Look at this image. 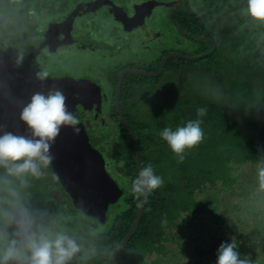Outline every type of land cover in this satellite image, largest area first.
Instances as JSON below:
<instances>
[{
    "label": "trees",
    "instance_id": "1",
    "mask_svg": "<svg viewBox=\"0 0 264 264\" xmlns=\"http://www.w3.org/2000/svg\"><path fill=\"white\" fill-rule=\"evenodd\" d=\"M13 1L19 8H9ZM31 1L8 0L5 12L20 24L25 21L21 7ZM44 1L60 6L59 10L66 4L65 0ZM185 1L188 0L174 7L171 14L175 22L170 23L177 33L193 42L188 43L193 51L185 49L183 55L203 56L214 46L215 49L195 59L172 55L161 75H130L123 83L120 106L135 135L140 165L151 164L164 183L147 193L139 226L111 264H161L159 254L166 256L169 251L165 241L174 242L178 248L188 245L196 237L186 240L182 232L174 231L180 230L183 215L197 218L208 213L215 215L216 211L212 196L198 199L196 192H203L207 184L218 181L222 189L230 188L237 180L231 173L233 164L257 163L264 156V21L248 15L247 0H193L198 4L190 11L184 8ZM19 36L23 39L22 34ZM36 47L33 44L28 54L36 55ZM168 50L161 49L160 59ZM160 59L153 69L159 68ZM199 107L206 109L200 117L203 138L179 161L159 132L165 126L174 128L196 119ZM110 111L109 118L117 123V142L112 138V145L107 144L106 149L92 139L105 159L113 161L114 167L107 169L112 168L113 179L124 190L109 205L77 207L50 163L39 177H25V187L7 177L18 188L25 207L36 216L37 225L67 233L83 244L81 252L68 264H104L133 226L140 207L142 196L134 197L128 191L139 171L130 132L115 105ZM122 154V172L117 176L114 168ZM3 176L0 169V177ZM6 187L0 180V198L7 196ZM55 193H61L62 198H55ZM6 206L0 199V207ZM193 225L202 229L206 224ZM7 231L11 235L13 228L9 226ZM213 250V245L195 248L200 259L194 264L208 260L207 254Z\"/></svg>",
    "mask_w": 264,
    "mask_h": 264
},
{
    "label": "rangeland",
    "instance_id": "2",
    "mask_svg": "<svg viewBox=\"0 0 264 264\" xmlns=\"http://www.w3.org/2000/svg\"><path fill=\"white\" fill-rule=\"evenodd\" d=\"M80 1L84 0H69L71 2L69 6ZM129 2L122 3L128 6ZM7 3L8 0H0V46L2 45L1 47L6 48V50L21 58L26 65H31L39 72H46L47 76L56 72L58 76L79 80L81 78L79 75L84 77H87L86 75H93L95 77L98 74V79L103 81L104 77L100 73L104 69H115L117 65L125 64L131 60L147 64L150 62L151 56L155 54V48L156 50H161L164 47H175L177 50L174 49L173 52L181 54L185 53V49L188 52L193 51L188 47V43L193 42L181 36L171 26L170 23L175 21L172 18V14L171 18L168 17V7L164 10L162 5H155L150 14V19L152 17L154 20H151L149 23L154 30H149V32L164 33L161 37L162 42L159 44L154 43L150 47L149 37L138 26L129 29L139 28L140 31L126 34L127 30L121 27L123 26L122 23L115 19L106 21L102 11L88 17L85 16L86 18L79 20L77 25L82 34L91 35L98 45L110 46V49L106 53L98 48L84 50L76 46L56 51L55 48L46 45L45 48H41V51H38L39 57L35 59L36 57L28 54L29 48L33 46L35 40L31 38L24 41L19 36L20 29L14 21L15 18L11 13L5 12ZM16 4L17 2L15 1L11 2L9 8H19ZM197 4V1L194 3L193 0H188L187 2L185 1L184 8L190 11L195 9ZM59 7L56 4L49 5L44 0L37 2L32 0L21 7L20 13H23L26 22L38 23L42 27L48 19L57 20L58 16L56 14L59 11ZM4 20L10 25L9 28H1V23ZM54 22L56 21H53V24H59ZM152 22L154 23L152 24ZM139 36H141L142 43H136V47L134 46L135 44L131 45L129 43L135 42ZM175 38H179L182 43H179V40L176 41ZM44 42L46 43V40ZM102 85H105V82H102ZM140 111L141 109H139ZM96 122H98L97 125L101 128L100 132L106 131L107 133L106 135H101L99 134L100 132L98 134L91 133V141L93 139L102 148L107 149V144L112 145L109 142L112 138L115 143L117 142L118 135L114 130H109V128L112 129L111 124L107 125V120L104 117L97 118ZM119 145L121 149L125 148L121 142ZM120 157V162L114 168L117 176L120 171L122 172L124 154ZM232 167L231 173L237 177V180L230 188L222 189L221 182L218 181L214 185L207 184L203 192H196L198 199H203L209 195L216 200L215 215L208 213L205 216L197 218L183 215L178 225L180 230L175 229L174 231L178 233L182 232L183 238L186 240L190 237H196V239L181 248H178L170 240L165 241L164 244L167 245L169 251L166 256L159 254L161 264L197 263L200 257L194 252L195 248H211L212 245L214 246V250L207 254L209 256L208 260H203L200 264H215L217 247L221 241H227L233 236L240 242L238 246L239 253L246 254L251 264H264V189L259 187L256 175L257 169L264 167V156L257 163L233 164ZM109 171L111 173V169ZM193 224L197 226L206 225L202 229H198L194 228ZM166 234L168 235L169 232H166Z\"/></svg>",
    "mask_w": 264,
    "mask_h": 264
},
{
    "label": "clouds",
    "instance_id": "3",
    "mask_svg": "<svg viewBox=\"0 0 264 264\" xmlns=\"http://www.w3.org/2000/svg\"><path fill=\"white\" fill-rule=\"evenodd\" d=\"M246 11L252 18L264 21V0H247ZM43 80L46 72L37 73ZM206 109H196V119H189L174 128L163 127L160 138L177 157L184 159L187 150L198 145L203 138L200 117ZM20 119L30 129L31 136H17L11 133L0 135V177L7 187L3 200L6 207H0V264H68L83 248L82 243L64 232H52L36 224V216L31 212L19 194L18 188L7 177L19 181L25 187V177H39L41 170L50 163V142L60 128L71 127L79 134L78 119L66 110L65 97L60 91H50L47 95L35 93L22 108ZM259 187L264 189V167L257 169ZM164 183L151 164L142 166L130 182L128 191L134 196H143L159 189ZM13 231L9 235L7 228ZM239 241L233 236L221 241L216 250L215 264H251L246 254L238 251Z\"/></svg>",
    "mask_w": 264,
    "mask_h": 264
},
{
    "label": "water",
    "instance_id": "4",
    "mask_svg": "<svg viewBox=\"0 0 264 264\" xmlns=\"http://www.w3.org/2000/svg\"><path fill=\"white\" fill-rule=\"evenodd\" d=\"M98 1L99 0L91 1L90 5L95 4ZM183 1L184 0H145L132 5L131 14H127L123 7H118L119 10L121 9L119 12L116 9L111 10L110 8L109 12L118 22L124 25L130 24V28L132 26H136L137 23L142 22V20L144 21L145 17L150 14L155 5L168 7V17L171 18V13L174 7L181 4ZM83 4L86 3H81L80 6ZM110 5H115L116 7L119 6L112 0ZM144 5L148 7L147 11L144 12V15H141V17L138 16L140 21L137 20L132 22L131 20L129 22L130 19L135 17L138 8ZM78 7L79 6H77L74 10H78ZM68 18L69 15L66 20ZM190 36L194 35L190 34ZM214 49L215 46L209 53H206L203 56L211 54ZM172 55H180L187 59L203 57L188 56L177 52H171L163 58L160 69L157 72H148L145 70L131 71L139 75L150 77L159 76L164 71L168 58ZM124 74L125 71H123L120 75L114 102L121 115L122 121L125 123L130 132L133 143L132 148L134 158L138 164V168L140 169L141 165L135 135L131 126L125 119L120 106V91ZM74 81L76 80L58 75H55L50 79L41 80L32 70L27 69L14 57L0 49V135H3L4 133H11L13 135L30 138V129H28L26 124L20 119V112L30 101L31 96L35 93L47 95L50 91H60L65 97L66 110L75 116L79 115L77 105H83L86 100L92 98V94L72 92L69 89L68 84L72 85L75 83ZM94 97L96 100L93 103H97L101 106V93H98V98L95 94ZM77 127L80 128L79 134H74L71 127L62 126L57 136L50 142V166L54 175L60 181L62 187L77 207L84 209L88 205H96L99 207L107 206L115 199H118L123 194L124 190L118 186L115 180L108 173L105 167L103 155L95 146L92 145L84 125L81 122H78ZM146 198L147 193L142 196L138 214L133 226L104 264H111L113 262L132 236L133 231L139 226Z\"/></svg>",
    "mask_w": 264,
    "mask_h": 264
},
{
    "label": "flooded vegetation",
    "instance_id": "5",
    "mask_svg": "<svg viewBox=\"0 0 264 264\" xmlns=\"http://www.w3.org/2000/svg\"><path fill=\"white\" fill-rule=\"evenodd\" d=\"M65 1H66V4L56 14L58 16V18H56L57 20L48 19L45 21V24L42 27H40L38 25V23H28L26 21H24L20 24H16L20 29L19 35L22 34L23 40L27 41L31 38H34V40H35L34 46L35 45L37 46L36 49L39 48L38 51H41V48H45L46 45H49L51 48H55L56 51H60L62 48H70V47L73 48V46H76L77 48L84 49V50H86V49L93 50V49L98 48V49H101L104 53H106L110 49V46H108V45L102 46L101 44L98 45L96 40L91 35L87 36V34H82L80 32L79 26L77 25L78 21L81 19H84L88 16H91L94 13H97V12L101 13L102 11H103L102 13H104V15H105V20L111 21L114 18L111 15V13L109 12L110 8H111V10L116 9L119 12L121 9L119 10L118 7L119 8L123 7L127 14H131L132 5H134L136 3H140V2L145 1V0H140V1L139 0H112L115 4H117V5L119 4V6H117V7L115 5H110L111 0H99L98 2H96L95 4H92V5H90V2L95 1V0H84V1L76 2L71 6H69V4L71 3V2H69V0H65ZM121 1L123 3H126L127 1H130V2L128 4V6H125ZM159 1H163V0H159ZM81 3H86V4H83L82 6H80ZM77 6H79L78 10H74ZM147 7L148 6H146V5L139 7L137 10V13L135 14V17L130 19L129 22L131 20H132V22L139 20L138 16L141 17V15H144V12L147 11ZM162 7H164V6H162ZM163 9L166 10L167 7H164ZM167 11H168V9H167ZM151 12H150V14H151ZM150 14L148 15L149 17L148 16L145 17L144 21L142 20V22H140V23L136 22L137 23L136 26H138L140 28V30L143 31V33L147 34V36L149 37L148 41L150 42V47H151L154 43L159 44L160 42H162L161 37L164 33L163 32L158 33L155 31H153L152 33L149 32V30L150 31L154 30L149 24L151 22V20H154L152 17L150 19ZM16 15H20V14H16ZM68 15H69V18L66 20ZM21 16H23V18H24L23 14H21ZM73 19H74V21H73ZM51 20L56 21L54 23H59V24H53V21H51ZM153 23L154 22H152V24ZM125 25L123 24V26H121V27L123 29L127 30L126 34H132L135 31L136 32L140 31L139 28L129 29L130 24H128L126 26ZM9 26L10 25L5 20L2 21L1 28L6 29V28H9ZM133 27H135V26H132L130 28H133ZM29 32H32V33L29 34ZM84 35H86V36H84ZM44 40H46V43L44 42ZM175 40L176 41L179 40V43H182V41L179 38H175ZM142 42H141V36H139L135 42L133 41V42H129V43L131 45L135 44L134 46L136 47V43H142ZM171 42H172V40H171ZM145 43H147V42H145ZM0 49L4 50L6 53H8L12 57H14L20 64H22L27 69L32 70L36 75H37V73H40L35 68H33L31 65H29V66L26 65V63H24L21 58H18L13 53L6 50V48H3L0 46ZM167 49H169L167 51V53L164 54L160 59L161 50H156V48H155L154 49L155 54L151 56V60L147 64L139 63V62H135V61L131 60V61L126 62L125 64L117 65L115 69H108V68L104 69L100 74L102 77H104V80L106 79V81H104V80L101 81L100 79H98V74L95 75V77L93 75H86L87 77L79 75L81 77L79 80L74 81L75 83H73L72 85L68 84L69 89L74 93H90V94H92V98H90L89 100H86V102L83 105L82 104L77 105L79 115H76L78 122H81L84 125L86 133L90 137V141L92 138V134H98L97 131L99 130V132H100V129H101L99 127V125H97L98 124V122H96L97 118L99 119L100 117H104L107 120V125L111 124L112 129L109 128V130H114V131L116 130L117 123L114 122L112 118H109V115L111 114L110 110H111L112 106L115 105V102H114L115 98L114 97H115V93H116L118 85H119L121 73L123 71H125V74H124L123 80H122V86H123V83L128 76L139 75V74L132 72L131 70H145L148 72H157L160 69L163 58L167 54L173 52L175 47H167ZM33 57H36L35 59H37V57H39V52L36 55H34ZM159 59H160V61H159L160 66L157 70H155V69H153L154 64L156 65L158 63ZM164 69H165V67H164ZM55 75H57L56 72L51 73L49 76H46L44 79H50V78L54 77ZM139 76H145V75H139ZM115 81H116V87L114 85ZM102 82L103 83L105 82V85H102ZM121 91H122V87H121ZM121 91H120V93H121ZM98 93H101V97H102L101 106H99L97 103H93L96 100V98L94 97V94L98 98ZM116 108H117V106H116ZM117 110H118V108H117ZM91 143L93 145L92 141H91ZM104 159H105V157H104ZM112 164H113V161L110 162V161H107L105 159L106 169H107V166H109V168L110 167L113 168L114 166ZM109 168L107 169V171L110 174V176L112 177V175L109 171L110 170ZM117 184L121 188L120 184L119 183H117ZM55 198H57V199L62 198V194L61 193L56 194Z\"/></svg>",
    "mask_w": 264,
    "mask_h": 264
},
{
    "label": "bare ground",
    "instance_id": "6",
    "mask_svg": "<svg viewBox=\"0 0 264 264\" xmlns=\"http://www.w3.org/2000/svg\"><path fill=\"white\" fill-rule=\"evenodd\" d=\"M45 5V4H44ZM40 7V6H39ZM40 12V11H39ZM158 12V11H157ZM50 16V15H49ZM91 33V32H90ZM96 33V32H95ZM2 46V45H1ZM137 133V132H136ZM139 146V145H138ZM130 172V171H129ZM91 214V213H90Z\"/></svg>",
    "mask_w": 264,
    "mask_h": 264
}]
</instances>
